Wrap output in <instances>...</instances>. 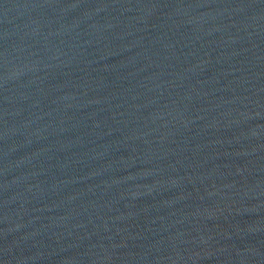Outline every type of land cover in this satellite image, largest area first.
Listing matches in <instances>:
<instances>
[{"label": "water", "instance_id": "obj_1", "mask_svg": "<svg viewBox=\"0 0 264 264\" xmlns=\"http://www.w3.org/2000/svg\"><path fill=\"white\" fill-rule=\"evenodd\" d=\"M0 264H264V0H0Z\"/></svg>", "mask_w": 264, "mask_h": 264}]
</instances>
